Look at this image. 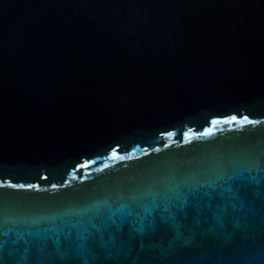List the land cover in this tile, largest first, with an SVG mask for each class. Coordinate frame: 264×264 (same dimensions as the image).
<instances>
[{
    "label": "water",
    "instance_id": "water-1",
    "mask_svg": "<svg viewBox=\"0 0 264 264\" xmlns=\"http://www.w3.org/2000/svg\"><path fill=\"white\" fill-rule=\"evenodd\" d=\"M260 169L264 0H0V256L25 254L10 237L75 239L95 225L101 264H264ZM228 177L254 200L252 230L225 216L231 241L206 232L218 225L203 203L187 218L172 208L175 222L152 212Z\"/></svg>",
    "mask_w": 264,
    "mask_h": 264
},
{
    "label": "snow or ice",
    "instance_id": "snow-or-ice-1",
    "mask_svg": "<svg viewBox=\"0 0 264 264\" xmlns=\"http://www.w3.org/2000/svg\"><path fill=\"white\" fill-rule=\"evenodd\" d=\"M219 120H213L211 123L213 125L219 123ZM225 123H236L239 122L241 126L247 124H259L261 121L258 120H250L247 116L239 119L236 116H232L224 121ZM211 130H206V134H210ZM171 135V133H169ZM167 147V145H166ZM117 156V150H112V157L115 158ZM120 159H124V157H120ZM82 167H87L86 165H82ZM264 170V169H260ZM243 174L241 173V177ZM236 177H228V180L224 182V184L220 183H209L207 184V190H202L205 188L204 185H200L189 190L187 193L180 195L179 193H175L174 196H168L165 194L164 199L172 200L175 199V203L165 204L163 208L160 205L156 204L152 209V212H160L168 214V219L165 220V223L169 221L175 222L177 217L172 213L171 209L176 208L181 212L185 213V218H187V210L189 208H194L198 214H202L201 204L205 205L211 212L212 219L218 225V228L207 229L206 232L217 233L219 232L224 241L228 242L235 238V233H229L227 229V224L225 221V216L228 214L229 209L233 213H239V217L234 221L233 227L238 230H243L245 232L253 229V225H251L249 221V216L254 214V200L250 201L249 189L246 183H240L238 185L229 184L228 181L234 180ZM259 183V181H257ZM227 185V186H225ZM5 185L0 184V187H4ZM8 187L14 189H34L37 188L38 185L34 184H25V183H9ZM56 187V185H53ZM256 195H260V193H256ZM264 200V196L261 197ZM217 201L219 203L216 204L215 210H213V202ZM206 202V203H205ZM222 205V206H221ZM264 208V203L261 205ZM145 211H148L145 209ZM136 213L135 209H132L128 212V216L131 217ZM151 214V213H150ZM264 215L260 218V226L264 228V219H262ZM207 219V217L205 218ZM125 223L131 225L133 223L132 220H125ZM199 223V221L197 222ZM95 228V232L89 231L88 228H85L84 231L76 236L73 239L69 236H59L56 234H52L50 236L33 234L32 232H27L24 236H18L17 238L10 237V241L12 245L22 247L24 250V255L20 258V260L10 261L0 256V264H33V261L30 258V253H37L41 256L48 255L54 256L55 264H101L100 257L103 255L104 242L102 236L100 235V229L96 228L95 225L92 226ZM8 230H3L0 235H6ZM177 238L182 236V233L177 231ZM113 243L116 244L115 236H113ZM3 239H0V247H2ZM99 245L100 248L97 250L96 245ZM143 248V245H141ZM72 250L75 255L68 256L67 251ZM88 258L85 259L84 257ZM104 256V255H103ZM106 261H114V264H145L144 261L139 259L131 260L128 262L125 261H115L113 257L107 256L105 257ZM223 264H247L246 260H240L235 257L230 258L228 260H221ZM38 264H43V262H38ZM210 264H214V261H211ZM219 264V262H217Z\"/></svg>",
    "mask_w": 264,
    "mask_h": 264
}]
</instances>
